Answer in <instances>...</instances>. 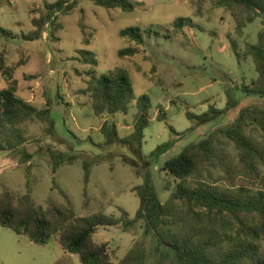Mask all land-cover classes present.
I'll use <instances>...</instances> for the list:
<instances>
[{
	"label": "rangeland",
	"instance_id": "rangeland-1",
	"mask_svg": "<svg viewBox=\"0 0 264 264\" xmlns=\"http://www.w3.org/2000/svg\"><path fill=\"white\" fill-rule=\"evenodd\" d=\"M57 1L0 0V51L4 49L3 58L7 54L4 63L15 71L20 85L40 84L35 89L34 106L45 109L50 104L54 122L51 135L41 123H27V143L18 149L20 155L0 158V195L6 190L15 196L30 192L40 209H45L49 200L58 206L70 202L77 217L105 214L120 219L125 211L134 218L140 207L135 189L143 184L137 171L151 173L156 194L166 202L175 187L174 179L161 171L166 161L217 128L233 124L244 108H264V95L246 93L245 88H251L258 78L247 46L256 45L260 33H264L262 17L253 23L248 22V14L236 19L231 12L217 7L219 0H131L135 5L132 13L105 10L94 0H66L76 2L77 8L69 15L58 13L47 20L44 39L29 40L34 30L32 20L43 16L45 4ZM180 19L189 23L178 29L174 24ZM238 22L245 25L241 35ZM131 27L142 29L145 45L139 47L136 56L120 58L121 50L136 47L120 36L121 31ZM82 50L92 52L96 63L86 64L79 54ZM27 55L32 56L29 64ZM121 68L130 75L136 99L146 95L151 100V123L141 148L122 143L133 133L136 103L128 115L108 116V130L102 131L104 119L93 114L89 95L84 93L90 72L99 77ZM8 82L0 81V92L10 87ZM226 107V112L212 113L203 120L192 121L186 116L187 112L204 116L209 110L221 112ZM159 110L166 111V121L158 120ZM113 125L117 136L112 134ZM170 127L181 136H175ZM246 135L264 150L262 129L247 127ZM168 143L174 145L172 149L157 159L149 158ZM223 147L221 158L236 166L235 146L224 140ZM52 152L78 159L61 165L54 173ZM85 164L90 166L88 183ZM211 173L205 171L204 179L218 186L228 185L222 169L213 168ZM235 183L247 185L241 178ZM253 184L254 189L264 191V166L259 181ZM144 230L143 222L129 231L122 226L100 228L94 239L108 244L114 264L136 242L145 240L148 264H158L156 240L152 235L145 237ZM66 253L57 240L40 246L0 227V264H64L69 257L71 264H81L79 256Z\"/></svg>",
	"mask_w": 264,
	"mask_h": 264
},
{
	"label": "trees",
	"instance_id": "trees-1",
	"mask_svg": "<svg viewBox=\"0 0 264 264\" xmlns=\"http://www.w3.org/2000/svg\"><path fill=\"white\" fill-rule=\"evenodd\" d=\"M94 1L105 10L121 9L128 13L135 11L131 0ZM216 5L231 12L236 19L240 14H248L249 23L260 17L264 21V0H219ZM76 8V2L69 3L66 0L45 4L43 16L32 20L34 31L29 40L42 38L47 20L58 13L69 15ZM31 12L34 13L35 9ZM187 23L188 20L180 19L174 26L180 29ZM244 28L245 25L238 22L239 35ZM148 32L151 34V31ZM120 36L136 44V47L121 50L120 58L136 56L140 53L139 47L145 45L141 28H127L121 31ZM236 47L233 42L232 48L239 58ZM79 54L86 64L96 63L92 52L82 50ZM247 54L253 58L258 78L251 88L245 86L246 93L264 95V33H260L256 45L247 46ZM4 60L0 54V70L10 78V87L0 92V153L16 151L27 143L26 125L29 122L41 123L45 126L47 135H51L54 129L51 105L47 104L45 109H39L17 97L18 83ZM89 76L84 93L89 95L96 117L104 119L116 114L128 115L136 103L133 133L122 139V143L132 148H141L145 130L151 123L150 98L143 95L136 99L130 75L125 69H117L99 77L92 71ZM228 109L226 107L221 112L209 110L204 116L187 112L186 116L192 121L203 120L212 113L222 114ZM165 112L159 110L160 122L167 120ZM251 126L264 131V108H244L233 124L217 128L201 141L185 147L177 157L166 161L161 171L168 173L175 183L166 202H162L156 194L151 173L137 171L143 184L135 189L140 207L134 218L125 211L120 219L105 214L77 217L70 202L68 206H58L52 200L48 201L45 209H40L30 192L15 196L6 190L0 195V227L40 246L57 240L65 252L79 256L81 264H114L108 244L95 241L97 231L100 228L120 226L129 231L140 222L145 225L144 236L152 235L156 240L158 264H264V191L252 187L261 176L264 150L246 135V128ZM170 128L175 136H181L174 128ZM106 130L107 122L102 126V131ZM112 132L117 136L115 125ZM224 140L232 143L238 152L236 166L221 158ZM173 146L171 143L162 145L149 158L157 159V156ZM52 158L54 173L61 165L73 164L78 159L64 152H52ZM84 168L85 182L88 183L90 166L85 164ZM213 168L224 171L228 185L218 186L204 179V172L207 171L212 176ZM237 178H241L247 185H237ZM64 196L66 197L65 194ZM148 262L146 241L140 240L118 264Z\"/></svg>",
	"mask_w": 264,
	"mask_h": 264
},
{
	"label": "crops",
	"instance_id": "crops-1",
	"mask_svg": "<svg viewBox=\"0 0 264 264\" xmlns=\"http://www.w3.org/2000/svg\"><path fill=\"white\" fill-rule=\"evenodd\" d=\"M43 36H44V34H43ZM44 38L45 37H42L41 39H44ZM0 45H1V47L3 46V44L1 42H0ZM3 51H4V49L2 48L1 51H0V54H2ZM6 55L4 56L5 60L7 59ZM27 56H28L26 58L27 61H28L27 64H29V62L31 61L32 56L31 55H27ZM5 60H4V62H7V60L6 61ZM6 67L9 68V65L7 64ZM13 76H14V79L18 83V85H17V93H16L17 97H19L20 99H23L26 102L34 105V103H35V91L37 89H39L40 84L37 83L36 84V87L32 86V84L31 85H28V84H26V85H20L19 84V79H17L16 76H15V71L13 72ZM27 78H28V75L25 74L24 75V80L27 81ZM2 79L9 80L8 83L10 84V78H9V76H7L6 74H4L0 70V81H2ZM108 119H109V117L108 118H104V122H108ZM19 153H21V150H16V151H13V152H8V153H5V154L3 153L0 156V158H17V156L20 155ZM66 255H67V253H66ZM66 257H68V256H66ZM71 262H73V260H72V258L69 257L68 260L64 264H71Z\"/></svg>",
	"mask_w": 264,
	"mask_h": 264
}]
</instances>
